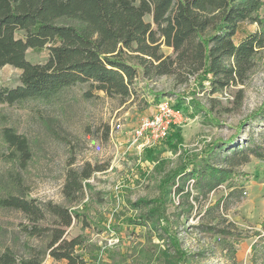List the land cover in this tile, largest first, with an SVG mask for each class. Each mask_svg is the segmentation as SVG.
I'll list each match as a JSON object with an SVG mask.
<instances>
[{
  "label": "rangeland",
  "instance_id": "rangeland-1",
  "mask_svg": "<svg viewBox=\"0 0 264 264\" xmlns=\"http://www.w3.org/2000/svg\"><path fill=\"white\" fill-rule=\"evenodd\" d=\"M256 26L241 23L237 37ZM26 57L43 62L46 53L28 49ZM20 72L3 66L0 83L17 85ZM132 88L125 102L78 83L48 99L0 104V115L29 141L31 159L18 170L27 196L77 213L65 235L82 237L78 252L84 264H264V49L242 81L215 91L202 76L144 77L140 70ZM163 99L183 111L184 121L173 126L182 142L173 135L141 150L129 146L131 130ZM224 142L227 147L219 149ZM233 146H248L260 155L244 159L248 150L232 154ZM87 163L100 170L69 202L62 192L66 173ZM210 167L223 170L226 179L208 190L198 174ZM9 170L15 172L0 160V195ZM172 176L176 185L166 194L165 181ZM139 199L148 200V206L134 208L131 203ZM148 208L159 217L154 225L143 223ZM24 224L33 222L19 210L0 208V248L21 257L28 243L40 250V264H68L49 256L47 239L29 237Z\"/></svg>",
  "mask_w": 264,
  "mask_h": 264
},
{
  "label": "trees",
  "instance_id": "trees-1",
  "mask_svg": "<svg viewBox=\"0 0 264 264\" xmlns=\"http://www.w3.org/2000/svg\"><path fill=\"white\" fill-rule=\"evenodd\" d=\"M262 8L264 0H0V68L11 65L21 71L17 85L0 83V104L48 99L78 83H88L90 90L125 102L133 94L139 70L144 77L174 75L187 80L202 76L215 87L213 91L221 89L242 81L258 51L264 49ZM244 22L257 26L237 37ZM162 45L172 52L165 53ZM28 49H43L45 60L29 61ZM176 130L172 127L166 139L176 135L180 143L182 137ZM243 150H248L244 159L260 155L248 146L241 150L233 146L231 153ZM30 159L28 139L1 114L0 160L10 162L15 172L6 173L0 208L24 213L33 222L22 225L26 235L46 238L45 252L52 258L84 264L78 252L82 237L65 235L77 213L51 200L27 196L18 170ZM96 170L100 169L87 163L67 171L62 192L69 202L79 198ZM207 172L201 171L198 177L208 190L226 179L219 168L210 167ZM165 183L169 186L164 192L169 194L176 185L174 176ZM147 202L139 199L131 205L142 208ZM154 212L148 208L143 223L158 222ZM47 217L49 224H37ZM26 250V256L17 257L9 247L0 248V264H40V250L28 243Z\"/></svg>",
  "mask_w": 264,
  "mask_h": 264
},
{
  "label": "built area",
  "instance_id": "built-area-1",
  "mask_svg": "<svg viewBox=\"0 0 264 264\" xmlns=\"http://www.w3.org/2000/svg\"><path fill=\"white\" fill-rule=\"evenodd\" d=\"M184 121L182 109L174 106L168 99L159 101L150 115L142 116L128 136V145L138 150L155 146L165 139L173 126ZM121 128L119 121L114 123Z\"/></svg>",
  "mask_w": 264,
  "mask_h": 264
}]
</instances>
